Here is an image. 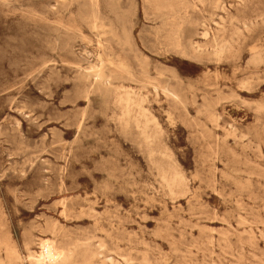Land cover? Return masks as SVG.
Listing matches in <instances>:
<instances>
[{"label":"rangeland","instance_id":"374dc122","mask_svg":"<svg viewBox=\"0 0 264 264\" xmlns=\"http://www.w3.org/2000/svg\"><path fill=\"white\" fill-rule=\"evenodd\" d=\"M0 50V264H264V0H0Z\"/></svg>","mask_w":264,"mask_h":264},{"label":"bare ground","instance_id":"6f19581e","mask_svg":"<svg viewBox=\"0 0 264 264\" xmlns=\"http://www.w3.org/2000/svg\"><path fill=\"white\" fill-rule=\"evenodd\" d=\"M97 2V0H95ZM93 28L97 29L98 24L94 22L92 24ZM139 39V38H138ZM11 40V39H10ZM14 40V38H13ZM18 41V40H17ZM16 41V42H17ZM122 42V41H121ZM10 44V43H9ZM8 44V46H9ZM14 44V43H13ZM15 45V44H14ZM122 45H125L122 42ZM2 47V46H1ZM6 47V46H5ZM3 48V47H2ZM17 48V47H16ZM15 48V49H16ZM19 48V47H18ZM12 49V48H11ZM25 49V48H24ZM2 50V49H1ZM0 50V51H1ZM5 50V49H4ZM123 50V49H122ZM16 54V53H15ZM7 55V54H6ZM9 56V55H8ZM16 56V55H15ZM19 57V56H18ZM33 57V56H32ZM2 58V57H1ZM115 58H119L117 53L112 48H103L99 50V53L96 57L97 64L90 67V72H88L87 77L92 78L95 84L100 86L110 87L113 84V75L117 72V66L120 65L121 61H115ZM11 59V58H9ZM8 59V60H9ZM17 60V59H16ZM5 61V60H4ZM10 61V60H9ZM8 61V62H9ZM14 63V62H13ZM12 63V64H13ZM17 63V62H16ZM18 64V63H17ZM21 64V63H20ZM22 65V64H21ZM28 65V64H27ZM12 67V66H11ZM45 67V66H44ZM15 68V67H14ZM41 70L42 68H38ZM37 69V70H38ZM43 71V70H42ZM34 73V72H33ZM53 73V72H51ZM59 73V72H58ZM35 74V73H34ZM56 74V73H55ZM143 75H149V71L147 69H143ZM159 76H163L162 73L158 74ZM57 76V75H55ZM59 77V76H57ZM148 77V76H147ZM48 85V83H47ZM44 86V84H43ZM44 90V89H43ZM164 92H167L166 88H163ZM170 93V90L168 91ZM173 96L176 94L172 93ZM50 97V95H49ZM118 101L122 104H125L127 108H129L132 104H136L135 97L132 96L131 92H126L124 96H118ZM36 107V106H35ZM83 119V118H82ZM129 124V123H128ZM19 128V127H18ZM80 128V127H79ZM126 128V127H125ZM80 130V129H79ZM74 142V141H73ZM67 152V151H66ZM61 179V178H60ZM62 181V180H61ZM62 185V182H60ZM62 188V186H61ZM61 190V189H60ZM61 193V192H60ZM33 205V203H32ZM1 242V241H0ZM0 244H3L2 242ZM11 251V252H10ZM7 252L9 254V260L7 264H17V261H20L21 258L16 255L12 250L7 248ZM24 257V256H23ZM30 264H59L65 261L63 258L62 251L51 241H42L40 244V252L37 254H30L29 255ZM111 264H118L113 261H110Z\"/></svg>","mask_w":264,"mask_h":264}]
</instances>
